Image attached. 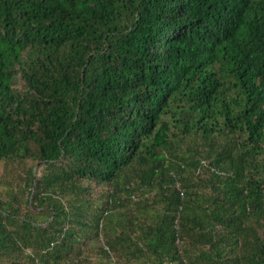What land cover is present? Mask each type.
<instances>
[{
    "label": "trees",
    "instance_id": "16d2710c",
    "mask_svg": "<svg viewBox=\"0 0 264 264\" xmlns=\"http://www.w3.org/2000/svg\"><path fill=\"white\" fill-rule=\"evenodd\" d=\"M0 264H264V0H0Z\"/></svg>",
    "mask_w": 264,
    "mask_h": 264
}]
</instances>
